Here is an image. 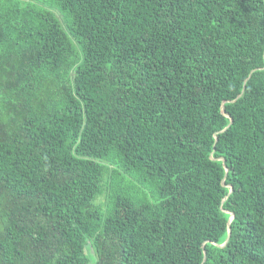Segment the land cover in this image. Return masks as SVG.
<instances>
[{
  "label": "trees",
  "instance_id": "1",
  "mask_svg": "<svg viewBox=\"0 0 264 264\" xmlns=\"http://www.w3.org/2000/svg\"><path fill=\"white\" fill-rule=\"evenodd\" d=\"M0 264H264V0H0Z\"/></svg>",
  "mask_w": 264,
  "mask_h": 264
},
{
  "label": "rangeland",
  "instance_id": "2",
  "mask_svg": "<svg viewBox=\"0 0 264 264\" xmlns=\"http://www.w3.org/2000/svg\"><path fill=\"white\" fill-rule=\"evenodd\" d=\"M87 251L90 253L92 257H95V253L90 245L87 247Z\"/></svg>",
  "mask_w": 264,
  "mask_h": 264
},
{
  "label": "water",
  "instance_id": "3",
  "mask_svg": "<svg viewBox=\"0 0 264 264\" xmlns=\"http://www.w3.org/2000/svg\"><path fill=\"white\" fill-rule=\"evenodd\" d=\"M232 217H233V216H232ZM229 237H230V233H229V236H228V238H227V240H226V242H225V243H227V241H228ZM225 243H224V244H225ZM224 244H221L220 246H223Z\"/></svg>",
  "mask_w": 264,
  "mask_h": 264
}]
</instances>
